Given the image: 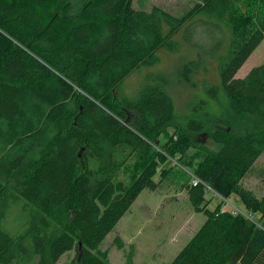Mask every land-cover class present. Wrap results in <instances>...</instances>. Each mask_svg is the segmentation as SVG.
I'll list each match as a JSON object with an SVG mask.
<instances>
[{
  "label": "trees",
  "instance_id": "trees-1",
  "mask_svg": "<svg viewBox=\"0 0 264 264\" xmlns=\"http://www.w3.org/2000/svg\"><path fill=\"white\" fill-rule=\"evenodd\" d=\"M206 26L225 45L229 33L217 58L227 103L216 119L197 112L202 100L177 116L161 72L145 74L132 98L119 95L131 73L157 64V50L178 51L182 29ZM263 40L264 0H193L179 16L134 0H0V264H58L68 252L71 264H109L100 245L143 190L158 188L162 154L175 162L195 149L192 135L213 146L187 166L199 180L188 200L205 221L169 264H264V193L243 185L264 152V63L235 77ZM209 192L221 200L213 210ZM232 196L249 217L222 210ZM13 205L27 218L15 234L3 227Z\"/></svg>",
  "mask_w": 264,
  "mask_h": 264
},
{
  "label": "rangeland",
  "instance_id": "rangeland-1",
  "mask_svg": "<svg viewBox=\"0 0 264 264\" xmlns=\"http://www.w3.org/2000/svg\"><path fill=\"white\" fill-rule=\"evenodd\" d=\"M192 3L193 0H134V7L148 11L158 6L179 16L191 7ZM172 40L179 44L178 51L171 53L165 49L157 50L155 53L158 57L157 64L131 73L122 82L119 95L132 98L143 83L145 74L161 72L173 82L168 93L173 100L177 116L183 117L188 116L190 112L194 113V110L191 111L188 107L202 100L206 104L200 106L201 109H197V112L206 113L216 119L227 103L218 75L217 58H222L227 53L229 33L226 45L222 43L220 34L209 26L193 28L189 31L182 29ZM191 61L200 62L198 69L191 73L177 75V72ZM263 63L264 40L236 76L243 77L250 69ZM191 84L194 85L190 86ZM211 86L218 88L216 97L206 91V87ZM128 114L131 124L135 126L132 113ZM209 125L211 130L215 127L213 123ZM165 138L166 136L162 135L159 141L164 142ZM192 140L195 149L183 160L175 159L173 162L169 156L162 154L165 160L160 159L154 170V179L161 180L158 188L155 191L143 190L121 221L106 236L99 248L108 252L109 264H124L125 256L130 252L134 253L135 264H169L201 227L205 221V215L193 212L187 196V186H191L194 179L192 171L188 170L187 166L192 167L198 163L201 159L198 151L203 146L210 149H213V146L206 135H192ZM120 177L126 182L132 181L135 177L134 164L126 165ZM243 185L257 197L264 193V152L243 180ZM206 198L210 201L209 210H213L221 201L212 192L207 193ZM223 203V211H227L226 208L235 209L237 214L249 217L236 196H232ZM26 223V213L21 205H13L6 209V217L3 221L6 231L11 234L18 233ZM116 240L121 242L122 249L117 247ZM73 256V252L65 253L58 264H71Z\"/></svg>",
  "mask_w": 264,
  "mask_h": 264
},
{
  "label": "built area",
  "instance_id": "built-area-1",
  "mask_svg": "<svg viewBox=\"0 0 264 264\" xmlns=\"http://www.w3.org/2000/svg\"><path fill=\"white\" fill-rule=\"evenodd\" d=\"M198 183H199V180L197 178H194L192 181V185L195 187ZM226 209H227V211L232 212V214L237 212L235 209H228V208H226Z\"/></svg>",
  "mask_w": 264,
  "mask_h": 264
},
{
  "label": "crops",
  "instance_id": "crops-1",
  "mask_svg": "<svg viewBox=\"0 0 264 264\" xmlns=\"http://www.w3.org/2000/svg\"><path fill=\"white\" fill-rule=\"evenodd\" d=\"M243 66H244V65H243ZM248 72H249V71H248ZM248 72H247V73H248ZM237 73H238V72H237ZM236 75H237V74H236ZM245 75H246V74H245ZM245 75H244V76H245ZM244 76H243V77H244ZM235 77L238 78L237 76H235ZM243 77H240V78H243ZM120 221H121V220H120ZM118 223H119V222H118Z\"/></svg>",
  "mask_w": 264,
  "mask_h": 264
}]
</instances>
